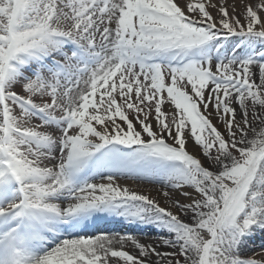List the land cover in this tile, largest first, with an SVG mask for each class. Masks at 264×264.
Here are the masks:
<instances>
[{
  "label": "snow or ice",
  "instance_id": "obj_1",
  "mask_svg": "<svg viewBox=\"0 0 264 264\" xmlns=\"http://www.w3.org/2000/svg\"><path fill=\"white\" fill-rule=\"evenodd\" d=\"M0 264H264V0H0Z\"/></svg>",
  "mask_w": 264,
  "mask_h": 264
},
{
  "label": "bare ground",
  "instance_id": "obj_2",
  "mask_svg": "<svg viewBox=\"0 0 264 264\" xmlns=\"http://www.w3.org/2000/svg\"><path fill=\"white\" fill-rule=\"evenodd\" d=\"M229 2H231V0H229ZM233 39H235V38H233ZM225 44H226V46H230V41H226ZM189 148H190V150H194L193 146L191 144L189 145ZM127 183L130 187H133V188L136 187L135 183H130V182H127ZM137 186H140L143 189L144 184H137ZM137 188H139V187H137ZM156 189L157 188L152 189L150 186H148L145 190L146 191L150 190L153 194V192L157 191ZM118 223L119 224L117 226L114 225L111 228L110 232L107 231V232H109L108 234L115 235L117 233H119V234L131 233L132 235L140 238L143 242L152 241V240L158 238V231L154 226L135 225V226H128V228H127L125 226L127 223H125V225H123V227L120 226L122 224L121 222H118ZM118 228H120V230ZM107 232H101V233H107ZM261 240H262L261 234L257 233L255 236L253 246L258 249L259 245L261 243Z\"/></svg>",
  "mask_w": 264,
  "mask_h": 264
},
{
  "label": "rangeland",
  "instance_id": "obj_3",
  "mask_svg": "<svg viewBox=\"0 0 264 264\" xmlns=\"http://www.w3.org/2000/svg\"><path fill=\"white\" fill-rule=\"evenodd\" d=\"M128 181H126V183H127ZM130 183H134L133 181H129ZM135 188H137V187H139V188H141L140 186H137V183L135 182ZM142 184H144V187H143V189L145 190L148 186H150L152 189L153 188H157L156 190H158L159 189V185L158 184H150V183H147V182H143ZM130 187V186H129ZM131 188H133V187H131ZM142 189V188H141ZM156 192L157 191H155V192H153V194L152 195H156ZM161 203L162 204H164L165 202L163 201V200H161Z\"/></svg>",
  "mask_w": 264,
  "mask_h": 264
}]
</instances>
